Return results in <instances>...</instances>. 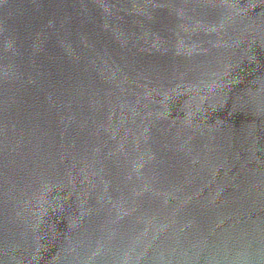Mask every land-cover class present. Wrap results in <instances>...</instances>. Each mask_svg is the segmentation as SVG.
Here are the masks:
<instances>
[{
	"label": "water",
	"instance_id": "1",
	"mask_svg": "<svg viewBox=\"0 0 264 264\" xmlns=\"http://www.w3.org/2000/svg\"><path fill=\"white\" fill-rule=\"evenodd\" d=\"M0 264H264V0H0Z\"/></svg>",
	"mask_w": 264,
	"mask_h": 264
}]
</instances>
